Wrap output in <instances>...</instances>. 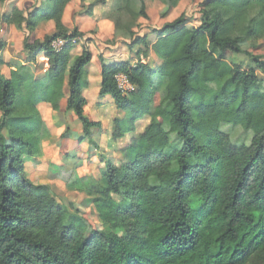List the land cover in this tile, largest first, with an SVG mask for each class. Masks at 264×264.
<instances>
[{
  "label": "trees",
  "instance_id": "obj_1",
  "mask_svg": "<svg viewBox=\"0 0 264 264\" xmlns=\"http://www.w3.org/2000/svg\"><path fill=\"white\" fill-rule=\"evenodd\" d=\"M152 1L166 15L182 0ZM70 2L44 0L26 18L16 13L13 19L22 18L30 31L40 22L56 28L42 42L24 43L31 61L39 54L47 59L43 82L23 65L11 68L10 80L0 74V264H264V58L244 49L264 40V0H203L198 27H188L182 14L154 30L152 45L136 37L131 46L143 45L145 57L151 50L158 69L100 58L99 100L110 97L126 118L115 121L113 139L152 119L120 150L126 162L103 157L99 180L74 175L68 183L97 212L90 231L27 170L52 145L41 103L59 112L66 99L87 139L104 124L85 116L93 56L86 45L73 54L82 35L63 25ZM105 4L96 1L87 13ZM146 9L141 0L139 12L129 13L134 21L148 20ZM59 38L66 44L56 53L51 43ZM244 54L254 57L252 68L232 61ZM119 74L135 86L133 93L118 90ZM157 79L166 81L162 99ZM223 125L252 132L251 143L233 147Z\"/></svg>",
  "mask_w": 264,
  "mask_h": 264
},
{
  "label": "crops",
  "instance_id": "obj_2",
  "mask_svg": "<svg viewBox=\"0 0 264 264\" xmlns=\"http://www.w3.org/2000/svg\"><path fill=\"white\" fill-rule=\"evenodd\" d=\"M43 1L7 0L4 4H0V46H3L0 49V74L8 80L11 79V68L20 65L30 68L32 79L39 83L43 82L46 77L48 64L45 55L39 54L36 60L31 61L30 56L24 50V43L42 42L46 36L52 35L55 32V22H40L35 30L30 31L26 29L22 18L19 17L18 21L13 20L16 13L26 18L28 14L39 9ZM96 1L99 0H71L65 9L62 19L63 25L70 32L77 30L82 35L80 43L73 52L74 56L81 54L84 45L89 48L93 56L90 76L88 77L89 87L84 92V96L88 101L85 116L93 122H98L94 119L97 110L103 105L105 99L110 98L106 97L103 100H99V97H96L91 102L87 96L88 92L93 91L92 89L94 88L99 93L101 83L100 58L104 59L107 63L130 62L134 64L138 57L143 55L146 48L143 45L131 46L133 40L136 37H146L147 42L152 45L157 40L154 30L164 25L153 26L151 34L146 32L140 34L138 27H143L141 24L143 18L134 21L129 11L132 10L138 13L141 7V0H105V5H97L90 14L87 13L88 7ZM189 1L191 0H182L175 9H172L166 15L168 16L180 7H184ZM144 2L147 9L148 5L152 3L162 5V15L164 14L166 8L160 2L152 0H144ZM199 24L200 15L198 16V25L193 26L188 22V27L196 28ZM147 52L155 59H158L151 50ZM64 91L67 97L66 85ZM38 110L49 130L51 138L56 140V145L45 147L41 157L27 163V170L31 180L34 174H32L34 165L37 168L48 170L51 164L55 162H59L56 163V166H62L63 164H67L68 161H75L79 157L87 156L83 154L86 153L85 149L88 147L95 148L97 151V144L94 145V143H98L99 141L97 139L98 133L95 132L96 130H93V137L91 139L84 137L81 122L73 112L66 110V99L61 101L59 112H54L52 106L48 103H41L38 106ZM90 110L93 116L88 113ZM58 133H61L60 136ZM63 133L66 134L64 138H61L63 141L60 142V137ZM58 143L61 145L60 147H57ZM62 146L64 149H62ZM82 147L85 149L81 150ZM67 155L70 158H66Z\"/></svg>",
  "mask_w": 264,
  "mask_h": 264
},
{
  "label": "rangeland",
  "instance_id": "obj_3",
  "mask_svg": "<svg viewBox=\"0 0 264 264\" xmlns=\"http://www.w3.org/2000/svg\"><path fill=\"white\" fill-rule=\"evenodd\" d=\"M203 0H191L184 7H180L178 10L172 12L170 15H162L161 7L162 5L158 3L147 4L148 9H146V13L148 16V20L143 19L141 24L143 27H138L140 34L146 32L151 34L153 29L152 27H157L162 24L171 23L178 19L182 14H186L188 21L193 26L198 25V10L199 5ZM150 32V33H149ZM246 52L255 57L264 58V40H261L254 44L253 46L246 43L244 46ZM247 55L234 56L232 61L239 64L241 68L244 70L248 68H252L254 66V57ZM147 58H149V64L154 69L160 68L161 61L159 59H155L152 55L148 54ZM260 78L264 82V77L259 75ZM157 84L160 88V99L164 98L166 95V81L162 79H157ZM94 86V85H93ZM93 91L88 92V99L92 102L94 98H98V91L96 92L95 88ZM97 114L95 116V121H102L104 124L102 125L101 130L95 131L98 133L97 139H99L98 143L95 142L94 145L97 144V151L95 148L88 147L85 149L82 147L81 150L85 149L83 157L77 158L75 161H68L67 164H63L62 166H56L55 162L51 164V167L47 169L37 168V166H33L32 174H33V182L40 184H47L50 186V189L56 199L62 203L66 209L70 212V214L78 216L82 218L88 227V231L90 229H95L97 224L99 223L98 215L93 206L89 205L86 200V195L82 191H75L68 189V183L72 181L74 175L79 177H88L93 178L95 180H99L101 178V171L104 167V163L102 157L108 158L112 162L116 164L126 162V158L121 154L123 148L129 146V144L136 138L139 137L140 134L144 132L146 127L150 124L152 117H146L144 120L138 122L136 131L132 134H127L124 138L115 141L113 139V132L115 130V121L116 120H125V113L116 109L113 104L111 98L105 99L103 105L98 108ZM93 116L91 110L88 112ZM156 121L160 122V119H156ZM126 123L123 124V127H126ZM222 131L228 135L231 140V144L235 148H240L243 146H248L253 138V134L250 131L244 130L240 126H230L223 125ZM61 133H58L60 136ZM66 133L62 135L65 136ZM61 139V137H60ZM63 139L60 140V142ZM51 139H46V144L50 143ZM56 140L52 139V145L55 146ZM61 145L58 143L57 147ZM62 149L64 147L62 146ZM91 153H90V152ZM71 152V151H69ZM69 155V154H68ZM66 158H70L68 156ZM65 158V157H64ZM115 200L120 201L118 197H114Z\"/></svg>",
  "mask_w": 264,
  "mask_h": 264
},
{
  "label": "built area",
  "instance_id": "obj_4",
  "mask_svg": "<svg viewBox=\"0 0 264 264\" xmlns=\"http://www.w3.org/2000/svg\"><path fill=\"white\" fill-rule=\"evenodd\" d=\"M66 41L62 38L56 39L51 43V48L54 52L58 53L61 51ZM149 58L141 56L136 60L134 65L139 63H149ZM116 85L118 90L123 94H130L135 91V86L130 82L129 78L125 74H119L115 77Z\"/></svg>",
  "mask_w": 264,
  "mask_h": 264
}]
</instances>
